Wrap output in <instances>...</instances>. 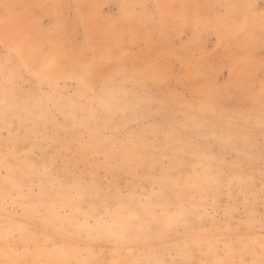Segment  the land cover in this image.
<instances>
[{"label":"clouds","instance_id":"clouds-1","mask_svg":"<svg viewBox=\"0 0 264 264\" xmlns=\"http://www.w3.org/2000/svg\"><path fill=\"white\" fill-rule=\"evenodd\" d=\"M0 264H264V0H0Z\"/></svg>","mask_w":264,"mask_h":264}]
</instances>
